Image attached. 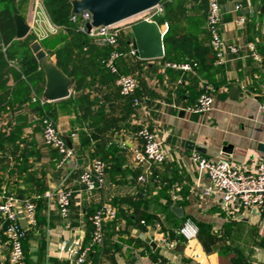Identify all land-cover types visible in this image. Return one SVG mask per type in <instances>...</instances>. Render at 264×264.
Segmentation results:
<instances>
[{"label":"crops","instance_id":"0c3cea01","mask_svg":"<svg viewBox=\"0 0 264 264\" xmlns=\"http://www.w3.org/2000/svg\"><path fill=\"white\" fill-rule=\"evenodd\" d=\"M15 1L20 7L25 0ZM34 2L30 1L27 22ZM220 3L222 38L239 48L236 54L226 51L222 64L212 60L213 48L209 52L202 48L211 46L206 1L167 0L166 8L161 2L148 15L119 22L116 46L87 33L92 40L75 60L83 78L80 91L71 84L70 96L49 101L32 90L20 108L0 109V201L6 191L17 196L21 211L27 200L37 205L36 223L24 226L25 260L20 264H264V210L225 207L220 192H206L210 179L191 160L198 152L211 161L228 159L248 169L264 160V0ZM143 19L158 23L164 55L169 32L188 41L186 46L178 43L168 61L164 55L140 57L132 24ZM29 34L41 41L33 31ZM43 50L56 61L53 51ZM113 50L121 53L120 73L137 78L133 95L121 94L118 75L101 64ZM165 62L187 63L191 68H165ZM206 85L214 98L211 110L191 112L188 107ZM79 98L85 100L84 109ZM44 109L70 140L75 160L60 165L58 151L43 142ZM21 115L29 121L16 134L15 119ZM142 126L162 140L167 154L163 163L150 168L134 159V149L141 144L136 134ZM99 151L109 154L106 181L102 188L89 191L80 174ZM140 175L146 180H139ZM62 189L72 191L68 219L62 217L57 202ZM106 202L116 207L117 217L106 223L103 243L95 244L86 260L78 263L76 241L84 248L90 244L89 218ZM174 205L183 209L181 217L172 210ZM186 219L200 228L191 240L179 233ZM7 224L0 215V264H10ZM164 239L175 246L170 248Z\"/></svg>","mask_w":264,"mask_h":264},{"label":"built area","instance_id":"2783aa9c","mask_svg":"<svg viewBox=\"0 0 264 264\" xmlns=\"http://www.w3.org/2000/svg\"><path fill=\"white\" fill-rule=\"evenodd\" d=\"M237 8L240 6L237 5ZM162 11V8L159 7ZM78 18L84 23L81 29L93 37L102 39L112 46H116L119 41V28L117 24L106 26H94L89 32L86 24L92 22V13L88 10L80 14H72L71 19L76 21ZM243 21V18H240ZM31 31L38 38L43 39L46 36L57 33L61 26L56 25L45 13L43 0H35L31 19L29 22ZM222 24V5L220 0H208L207 29L211 36V46L215 52V63L225 62L226 51L238 53L239 48L234 44H228L221 35ZM253 48V46H252ZM121 53L113 50L105 61L106 67L118 75L116 84L121 94L125 96L133 95L137 89V78L133 75L120 73L117 60ZM255 59L259 55L254 53ZM165 68L174 67L190 69L189 64H179L175 62H165ZM213 95L209 86H204L197 98V101L189 106L188 109L194 113H205L211 110L213 104ZM140 103V98H134V104ZM138 138L141 140L140 146L134 149V159L142 167L150 168L163 163L167 154L163 147V142L147 126L138 129ZM42 140L53 147L61 155L59 164L75 160L76 154L69 146L66 136L58 128L55 120L51 116L42 118ZM193 163L197 164L200 172L207 173L210 179V185L205 189L206 192L217 191L222 194V204L225 207L240 206L248 209L264 210V160H259L254 169H248L243 166L233 164L228 159L211 161L198 152L191 155ZM107 163L101 158L93 159L91 165L84 168L80 174V181L89 191H94L103 187L106 181ZM139 180L145 181L146 176L140 175ZM0 201V215L8 221L5 228V234L10 244V254L8 261L10 264H20L25 260V251L23 239L26 236V229L21 225L20 219L24 218L27 223H36L37 205L32 200L24 203L22 211L16 207L19 201L15 194L3 192ZM57 202L59 210L64 219L70 216L72 204V191L62 189L58 192ZM23 215V216H21ZM117 210L113 204L103 203L91 216L90 221L94 227L93 238L87 247L82 246V242L76 241L77 249L76 261L82 263L86 260L88 252L95 244H101L104 241V228L107 222L115 220ZM199 226L191 219H186L179 228L180 235L191 240L198 236ZM163 242L170 248L175 246L174 241L164 239Z\"/></svg>","mask_w":264,"mask_h":264},{"label":"trees","instance_id":"16d2710c","mask_svg":"<svg viewBox=\"0 0 264 264\" xmlns=\"http://www.w3.org/2000/svg\"><path fill=\"white\" fill-rule=\"evenodd\" d=\"M30 1L31 0H25L22 6L19 7L15 0H0V109L6 107L18 109L28 101L27 98L32 90L38 91V96L41 98L45 89V71L31 48V44L36 39L35 36L33 34H28L25 38L19 39L16 34L14 17L16 14H20L23 19L27 21ZM204 1H206L207 4L208 15V0ZM166 2L167 0H162L165 8ZM43 3L50 19L56 25L61 26V29L57 33L41 39L40 42L43 48L55 53L58 67L70 77L75 91H80L83 87V78L75 60L80 51L82 52L84 46L92 39L81 29L84 23L80 18L76 21L71 19L72 0H43ZM156 20L158 22L162 21L159 16L156 17ZM164 41L165 55L163 58L166 61L171 59V52L178 43H182V45L186 46L188 42H182L180 39H176L170 32L166 34ZM202 48L205 52H209L212 46H203ZM212 60L215 61V56ZM101 64L106 68L105 60L102 61ZM107 70L109 71V69ZM10 81H12V83H9ZM78 101L81 103L79 105L80 108L84 109L83 103L85 100L79 98ZM47 115L53 118L52 113L44 109L41 120ZM28 121L29 118H25L22 115L17 116L15 119L17 126L14 133H21V130ZM111 152L112 151L109 153ZM108 155V152L99 151L94 154V157L101 158L107 162ZM89 224L94 231L90 218ZM92 238L93 232L87 244L92 241Z\"/></svg>","mask_w":264,"mask_h":264},{"label":"water","instance_id":"95a60500","mask_svg":"<svg viewBox=\"0 0 264 264\" xmlns=\"http://www.w3.org/2000/svg\"><path fill=\"white\" fill-rule=\"evenodd\" d=\"M161 2L162 0H72V14H80L85 10L90 11L92 22L86 24L90 32L94 26L117 24L150 10ZM14 18L17 38H25L31 32L29 22L25 21L20 14H16ZM132 30L135 36L133 42L137 55L142 58H158L164 55L162 32L157 22L148 19L139 20L132 24ZM31 48L46 75L43 98L55 101L70 96L72 84L70 77L58 67L56 61L47 55L38 40L31 44ZM232 90L236 91L235 88ZM66 139L71 146L68 137ZM230 149V146L226 148L227 151ZM172 210L180 217L183 215V209L178 205L172 206ZM20 223L22 226L27 225L25 219H20ZM72 241L68 242L67 247L71 245ZM148 241L152 246H156L151 240L148 239Z\"/></svg>","mask_w":264,"mask_h":264},{"label":"rangeland","instance_id":"374dc122","mask_svg":"<svg viewBox=\"0 0 264 264\" xmlns=\"http://www.w3.org/2000/svg\"><path fill=\"white\" fill-rule=\"evenodd\" d=\"M151 12H153L152 9H150V10H148V11H145V12H143V13H141V14H138V15L132 17V18L129 19V20H135V19H137V18H139V17H142V16H145V15H148V14H150ZM31 15H32V14H31ZM29 19H31V17H30ZM124 22H125V21H124ZM118 24L120 25V23H118ZM118 24H117V26H119ZM36 39H37V38H36Z\"/></svg>","mask_w":264,"mask_h":264}]
</instances>
